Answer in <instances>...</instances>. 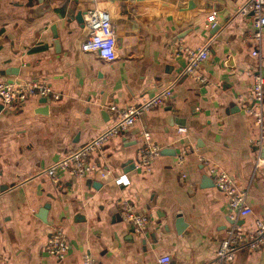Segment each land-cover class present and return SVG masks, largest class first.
Wrapping results in <instances>:
<instances>
[{"label": "crops", "instance_id": "0c3cea01", "mask_svg": "<svg viewBox=\"0 0 264 264\" xmlns=\"http://www.w3.org/2000/svg\"><path fill=\"white\" fill-rule=\"evenodd\" d=\"M244 3L0 0V82H42L59 94L10 108L0 102V264H82L83 253L96 264H156L161 254L169 264H212L231 224L246 240L254 221L264 222V164L254 167L248 139L255 131L241 108L251 102L258 68L250 55L252 13L237 12ZM92 8L109 14L112 61L81 50L89 33L84 17ZM210 14L218 26L213 33ZM209 39L207 59L179 77L185 51ZM258 49L264 75V29ZM171 84L161 105L88 156L93 171L83 177L60 170L53 177L41 174L106 129L117 112ZM142 133L159 146L148 172L134 166ZM203 161L246 190L249 215L230 217ZM120 175L126 184L113 182ZM121 201L147 217L141 234L121 220ZM44 204L42 220L37 213ZM53 226L67 238L60 260L44 247ZM228 264H264V247L243 245Z\"/></svg>", "mask_w": 264, "mask_h": 264}, {"label": "built area", "instance_id": "2783aa9c", "mask_svg": "<svg viewBox=\"0 0 264 264\" xmlns=\"http://www.w3.org/2000/svg\"><path fill=\"white\" fill-rule=\"evenodd\" d=\"M238 13L244 15L248 12L253 16V29L250 34L252 48L250 55L257 58V72L252 75L250 104H242L241 108L245 115L252 119L254 135L248 139L250 148L255 153L254 167L264 164V157L261 156L264 150V75L261 73V55L258 47L262 41V29H264V0H245ZM208 26L215 25L214 15L207 16ZM84 25L88 29V37L81 44V50L95 51L99 58L104 61H112L115 58V39L110 24L107 11L99 8H92L86 12ZM210 39L204 41L194 49H188L184 54V65L177 75L180 77L185 74L193 73L200 63L205 61L209 55ZM177 76V77H178ZM203 81V78L198 79ZM170 86L159 89L150 97L142 99L138 104L131 105L116 113L113 122L103 131L91 138L87 143L65 152L57 160L47 166L41 174L53 177L57 170L64 171L70 176L83 177L94 170L93 165L88 162V156L96 151L108 138L121 135L131 126L137 118L149 109L161 105L165 99L171 95ZM43 97L46 99L57 100L59 94L42 82L21 81V82H0V102L10 108L30 97ZM110 110L114 111L111 106ZM181 132V129H178ZM143 144L138 149L135 168L148 172L151 169L153 159L158 155L159 146L150 141L148 133H142ZM185 150H181L176 156L177 163L181 162ZM207 174L211 178L213 186L222 193L227 210L231 218H242L251 213V208L246 203V190L240 189L235 185L232 177L220 169L218 166L203 161ZM102 177L107 176V172L101 173ZM115 184H126L124 175L113 179ZM119 214L122 221L127 223L135 234H141L147 224V217L135 211L133 205L121 201L119 204ZM223 238L219 241L212 264H228L239 247H246L249 250H258L264 247V222L254 221V229L247 234L246 240L241 234L240 227L231 224ZM45 251L56 260L63 258L67 249V238L59 226H53L46 239ZM170 258L166 254H161L156 258V264H169ZM82 264H96L89 253L81 255Z\"/></svg>", "mask_w": 264, "mask_h": 264}, {"label": "water", "instance_id": "95a60500", "mask_svg": "<svg viewBox=\"0 0 264 264\" xmlns=\"http://www.w3.org/2000/svg\"><path fill=\"white\" fill-rule=\"evenodd\" d=\"M80 18H81L80 15L77 14L76 19H77L78 21H80ZM217 28H218L217 25H214L213 27H211V28H210V33L215 32V30H216ZM42 99H43V101L46 100V98H42ZM139 118H142V114L139 116ZM262 154L264 155V150L262 151ZM208 178L210 179V177H208ZM47 208H48V204H44V205L42 206V209L38 211L39 213H37V214H38L37 217H38L39 219H42V220H43V215H45L44 210H46ZM177 222H179V220H178Z\"/></svg>", "mask_w": 264, "mask_h": 264}]
</instances>
